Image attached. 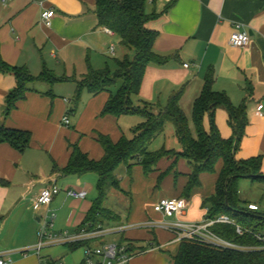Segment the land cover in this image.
Returning <instances> with one entry per match:
<instances>
[{
  "label": "crops",
  "instance_id": "1",
  "mask_svg": "<svg viewBox=\"0 0 264 264\" xmlns=\"http://www.w3.org/2000/svg\"><path fill=\"white\" fill-rule=\"evenodd\" d=\"M46 10L55 13L50 28L41 22V14ZM146 11L160 14L147 24V28L157 33L155 53L167 58L168 62L162 66L151 64L147 67L140 95L132 99L134 106L148 105L164 110L171 98L180 93L179 107L188 118L193 134V104L202 92L205 79L213 75L215 91L226 93L235 106L246 101L248 125L236 154L237 160L244 161L260 155L264 158V118L256 115L257 107L264 105V3L256 0H158L153 3L149 0ZM237 24H243L251 37L249 46L243 49L229 44ZM114 38L118 37L98 26L96 0L0 2L2 60L12 67L25 68L34 77L50 72L56 78L68 79L65 82L38 81L32 84L26 99L5 117V100L16 88L17 81L13 74L0 71V126L31 133L30 148L24 154L8 144H0V179L5 182L0 183V257L10 258L12 264H49L56 261L82 264L87 247L108 244L105 236L92 241L83 246V255L79 258L70 250L71 243L57 244L66 246L67 250L61 248L56 255L42 250L38 253L34 248L39 242L38 231L43 217H37L34 209L41 207L36 208L33 200L44 188L56 183L61 192L43 211L45 216L54 212L61 214L62 219L64 217L59 227L55 225V232L68 233L71 230L73 234L69 235L76 234L92 202L86 201L89 190L84 178L87 175L63 176L58 171L67 166L71 147L78 145L90 159L101 160L104 150L96 139L97 134L109 136L117 142L127 128L140 123L136 120L132 123L129 120L131 116H102L111 95L108 92L93 95L84 91L78 103L72 101L76 92L74 80L82 79L89 69L106 68L108 56L117 55L116 46L113 43L108 45L109 39ZM111 46L115 47L114 55L110 54ZM121 53L120 60L135 56L133 50L124 47ZM234 92L239 95L236 103L232 97ZM217 113L228 122L224 109H218ZM65 116L70 119L69 126L62 123ZM219 128L224 138L231 136V133H224L227 129L224 131L220 124ZM171 135L151 152L161 149L182 152V144L176 147L173 143L176 138ZM167 142L170 144L168 148ZM172 163L173 160H162L155 172L146 176L149 178L144 177L140 167L135 172L139 185L131 187L130 193L121 187L118 190L134 197H131L128 215L124 218L110 210L116 219L105 222L104 228L109 230L107 234L118 237L115 245H134V256L127 264H173L172 257L179 247L169 248L175 245L172 244L174 234L151 224L176 220L155 212L154 206L163 198L183 196L192 171L188 162L179 159L176 169L165 175L168 189L159 198L155 195L152 199L148 198L154 181L167 172ZM217 177V173L201 176V186L189 199L185 198L189 207L178 218L179 221L189 224L201 222L207 217L208 210L203 208L202 198L214 195ZM173 181L174 189L171 190ZM73 184L76 187L74 190L71 188ZM166 185L161 184L160 190ZM68 191H86L87 195L84 199L72 198L68 196ZM68 198L74 200L67 204ZM96 260L100 261L99 258Z\"/></svg>",
  "mask_w": 264,
  "mask_h": 264
},
{
  "label": "trees",
  "instance_id": "2",
  "mask_svg": "<svg viewBox=\"0 0 264 264\" xmlns=\"http://www.w3.org/2000/svg\"><path fill=\"white\" fill-rule=\"evenodd\" d=\"M149 0H96V16L98 26L112 31L120 40V45L133 50V59L125 57L116 59V70L109 66L101 70L89 69L87 75L76 83L73 102L78 103L84 91L98 95L110 93V98L102 110V116H139L143 121L132 130V137L122 136L113 142L109 136L97 134V141L104 150L101 160L95 161L81 151L78 145L71 147L69 162L65 168L58 170L63 176H97V197L92 203L81 228L93 230L104 226L105 222L115 220L116 216L104 204L109 190H120L121 178L117 170L125 166L127 174L131 175L134 165H140L146 176L155 172L162 160H173L169 170L160 176L161 179L176 169L179 159H184L191 167L183 196L189 199L193 192L201 186V176L217 173L215 193L203 202L207 209V217L215 218L226 215L234 220L236 225L244 230L260 232L264 230V214L244 207L239 195V182L250 179L253 183L264 185L263 157L257 156L248 160H237L239 145L245 136L248 125L246 101L235 106L228 95L214 89V77L209 75L200 96L193 104L192 122L195 127L194 138L190 122L179 107L181 94L173 96L164 109L155 110L145 105L135 107L133 97L140 95L141 85L149 65H165L168 59L157 55L154 43L157 33L149 30L147 24L157 19L160 14L147 13L146 5ZM153 3L158 0H151ZM264 3V0H256ZM0 71L11 73L17 81L16 88L5 100V117L17 108L20 101L26 99L29 87L38 81L65 82L67 78H56L52 73L45 72L38 77L32 76L25 68L12 67L5 63L0 55ZM116 93L112 88L119 85ZM218 109H224L228 114V123L233 131V137L224 138L216 125ZM210 121L211 129L205 128V119ZM167 123L173 124L175 133L180 140L183 150L175 152L161 149L149 152L148 145L164 130ZM0 144H8L20 154H24L31 144V133L8 129L0 126ZM221 164L219 171L218 165ZM0 183L5 182L0 179ZM213 232L221 238L240 246L258 247L260 243L251 233L238 235L234 225H215ZM89 242L69 244L71 251L89 245ZM129 251L135 250L134 245L127 244ZM176 254L172 257L173 264H264V249L252 251L223 250L197 242L184 241L178 245Z\"/></svg>",
  "mask_w": 264,
  "mask_h": 264
},
{
  "label": "built area",
  "instance_id": "3",
  "mask_svg": "<svg viewBox=\"0 0 264 264\" xmlns=\"http://www.w3.org/2000/svg\"><path fill=\"white\" fill-rule=\"evenodd\" d=\"M11 0H0L2 4H7ZM55 16L53 10H46L41 14V22L47 28L52 26V20ZM106 32L110 35L114 33L108 29ZM251 37L249 32L245 29L243 24L236 25V31L231 35L229 44L234 48L243 49L249 46ZM110 54H115V47H110ZM187 67V65H186ZM256 115L260 118H264V105L260 104L257 107ZM64 126L70 125V119L65 116L62 119ZM61 192V189L56 183L44 188L38 197L33 200V205L38 207H49L54 198ZM69 197L84 199L87 195L86 191L76 192L68 191ZM189 207V202L185 198H163L155 204V212L163 215L165 218L176 219L171 223H152L156 227H162L174 234L172 244H180L184 241L197 242L203 245L223 249V250H235V251H252L264 249V230L260 232H253L250 230H244L242 227L236 225L235 221L230 219L226 215H220L215 218L205 217L201 222L184 223L178 220L180 216ZM248 208L252 211H259V207L255 204H250ZM57 215L54 212H50L42 222V226L38 231L39 242L34 248L38 253L49 245H57L64 243H77V242H92L98 240L109 233L104 226H98L93 230L90 228H81L76 234L69 235L67 232L57 233L55 232V222ZM149 225V224H148ZM215 225H234L238 235H244L245 233H251L261 246L247 247L240 246L236 243L227 241L216 233L212 228ZM122 229V228H121ZM113 231V230H112ZM133 253L129 251L126 244H104L98 247H87L85 252V259L82 264H127L133 258ZM99 258L100 261H97ZM0 264H12V260L6 257H0ZM49 264H63L61 261L51 262Z\"/></svg>",
  "mask_w": 264,
  "mask_h": 264
},
{
  "label": "rangeland",
  "instance_id": "4",
  "mask_svg": "<svg viewBox=\"0 0 264 264\" xmlns=\"http://www.w3.org/2000/svg\"><path fill=\"white\" fill-rule=\"evenodd\" d=\"M110 43H113L115 46H116V49H117V55L116 56H108V60L107 61V64L110 68V70L112 71H115L116 70V64H115V60L116 59H121L122 58V53H121V50H122V47L119 43V40L118 38H114V39H109V42H108V45ZM106 67V66H104ZM120 84L117 85L116 87H113L112 88V91H114L116 93V91L118 90ZM64 97H67L65 95H62ZM238 93L237 92H234L233 93V102L236 103L238 100L237 98ZM74 100V97H72V101ZM134 105V103H133ZM156 110V109H155ZM129 118V117H128ZM129 120H132L131 122L133 123L134 120L136 121H139L140 123L143 121L142 118L136 116H131ZM125 122V121H124ZM139 123V124H140ZM219 124L223 127L224 131H225V128L227 129L226 132L224 133H231V136L230 137H233V133H232V128L230 127L229 123L227 122V119H221V116H219V114L217 113L216 114V125L218 127V130L220 132V134L222 135L221 133V129L219 128ZM207 128H208V131L211 129V125H210V121L209 119H207V124H206ZM134 127H130V128H127L126 132H125V135L128 137V138H131V135H130V129H133ZM169 134H172L171 137L173 138H178L176 136V133H175V130L173 128V126L170 124V123H167L165 125V128H164V132L158 136L157 138V141H153V143H151V146L148 147V151L151 152L155 149H158L159 145L160 144H163L164 143V138L165 137H168ZM193 137L195 138L196 137V134L194 132V128H193ZM223 136V135H222ZM175 140V142H173L174 144H176L175 146L176 147H180V140ZM170 144L167 142V148ZM162 147V146H161ZM239 149H240V145H239ZM239 151V150H238ZM263 157V155H260ZM140 168V165H134V167L132 168V172H131V175H128L127 174V171H126V168L125 166H121L118 170H117V173L118 175L120 176L121 178V183H120V187L122 189H125V191L127 193H130V188L132 187H135V185H139V179L138 177L135 175V172ZM139 175V174H138ZM142 175V173H141ZM145 178H149V177H146V175L144 176ZM84 180H86L88 186H86L89 190V195L88 197L86 198V201L87 202H94L96 197H97V190H96V181H97V177L96 175H92V174H89L87 175V177L84 178ZM156 183V184H155ZM162 185H166V178L165 176L161 179L160 181V177L157 178V181H154V185L152 187V189H149V199L151 198L152 199V195H155L156 197H160L161 196V193L165 190L168 189V186L166 185V188L165 189H162L160 190V186ZM171 190L174 189V181L171 183ZM71 188H73L72 190H74L75 185L73 184L71 186ZM148 193V192H147ZM121 194V195H120ZM239 195H240V199L242 201V204L244 207H247L248 204H255L259 207V213L261 214H264V185L263 184H259V183H253L250 179H242L240 180L239 182ZM131 197L132 196H126L124 194H122L120 191L118 190H115V189H111L109 190V193H108V198L104 204V207L107 208L108 210H112L113 212H116L118 214H120L122 217L124 216V218H126V216L128 215V208H129V204H130V201H131ZM208 197H203L202 201H205ZM68 201L67 204L70 203V201L74 200L72 198H68L67 199ZM43 208L44 207H41L39 208L38 210L37 209H34L35 210V213H37V217H43V220L44 218L46 217L45 216V212L43 211ZM58 215L57 219H56V227H59V225L61 224V222H63V219H62V215L61 214H56ZM64 216V214H63ZM36 218V216H35ZM42 223V222H41ZM42 226V224H41ZM57 229V228H56ZM69 231V230H68ZM65 232V231H64ZM73 234V232H71V230L68 232V234ZM105 241H107L108 244H117L118 242V237L115 236V235H112V234H107L105 237ZM179 244H175L171 247H169L170 249L174 248V247H177ZM150 246V245H149ZM147 247V246H146ZM65 249L67 250L66 246H61V245H49L45 248L42 249V252L44 251H50L51 253H53V255H56V254H59V249ZM83 247L72 252L74 254H76V258H79L81 255H83ZM70 253V254H72ZM162 254H165L167 255V253H162Z\"/></svg>",
  "mask_w": 264,
  "mask_h": 264
}]
</instances>
